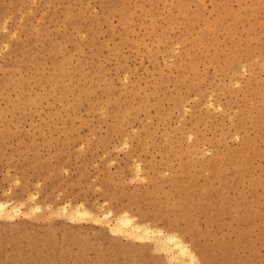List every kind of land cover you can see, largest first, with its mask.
Masks as SVG:
<instances>
[{"label": "rangeland", "instance_id": "374dc122", "mask_svg": "<svg viewBox=\"0 0 264 264\" xmlns=\"http://www.w3.org/2000/svg\"><path fill=\"white\" fill-rule=\"evenodd\" d=\"M110 1L0 0V76L13 54L22 51L29 32L38 38L33 63L12 75L6 92L0 88V131H9L0 135V202L15 209L9 218H0V264L5 256L30 262L36 239L49 253L63 250L65 258L86 262H99L102 253L121 261L126 252L138 253L149 264H204L190 238L179 239L190 256L176 263L155 250L153 241L114 234L116 217L127 214L151 228L148 217L154 208L182 201L172 181L180 174L189 181L184 152H193L194 162L209 170L215 157L227 160L229 152L254 138L257 153L248 151L252 176L264 178L263 131L250 124L238 129L241 118L260 111L264 0L257 7L251 0H151L154 7L143 10L136 0H124L129 28L118 13L107 12ZM180 3L194 17L192 29L178 11ZM90 25L96 29L91 43ZM55 45L59 51L52 55ZM248 45L253 57L238 68L211 63L215 53L241 59ZM192 49L200 56L193 62L188 57ZM65 57L78 72L60 74L53 61ZM37 65L45 75L59 76V84L36 87L31 78L37 76ZM27 78V93L34 99L25 106L29 96L22 98L19 87ZM5 97L25 108L20 120L10 116L14 107ZM206 169H197L199 186L208 178ZM205 188L194 196L195 203L206 195ZM212 190L210 202L219 204L216 186ZM241 191L249 195L250 185L242 184ZM228 194L231 204L236 192ZM244 214L253 219L251 212ZM163 215L175 218V213ZM258 216L254 233L264 221V204ZM204 225L200 220L198 226ZM165 228L166 233L170 226ZM213 257L220 264L224 255L217 251ZM254 264H264V250Z\"/></svg>", "mask_w": 264, "mask_h": 264}, {"label": "bare ground", "instance_id": "6f19581e", "mask_svg": "<svg viewBox=\"0 0 264 264\" xmlns=\"http://www.w3.org/2000/svg\"><path fill=\"white\" fill-rule=\"evenodd\" d=\"M165 1L167 2V0ZM251 2L254 7H257L261 3V0H251ZM146 5L154 7L155 3L151 0H136L135 6L137 8L143 10ZM222 6L223 4L221 2H216V7L218 9ZM124 9V0H111L107 4V12L109 14L118 13L125 22L127 28H129L130 18L125 13ZM178 11L184 18L185 26L188 27V29H192L195 26V21L194 17L190 15L191 13H189L187 5L185 3H180ZM204 26L206 27L207 25L204 23ZM88 34L90 36L89 42L91 43L94 39L93 34H96L95 26L90 25L88 27ZM41 39L42 41H49L47 37ZM228 39L231 41V44L234 45L233 37L231 35L228 36ZM37 40L38 38L29 32L28 41L23 45L22 51L13 54V62H10L3 71L2 76H0V88L5 90V92L14 81L12 75H14L17 70L28 68V64L33 63V60L35 59L33 45ZM49 43L52 45L51 41H49ZM212 44L216 47L215 51H217L218 41L214 39ZM249 44L251 43L249 42ZM192 50L193 52L189 53L188 57L193 62L196 58H200V56L196 49ZM58 51L59 48L56 45L49 50V52H52V55H55ZM261 52L264 53V48L261 49ZM238 55H229L220 58L219 55L217 56L215 53L211 57V63L218 66L224 65V67L232 66L238 68L240 65H243V63H241L243 60H245L246 64L253 57V50L251 46L248 45L243 56L241 53V59L238 58ZM53 63L60 69V74L64 76L67 70L68 74L71 72H78L77 70L71 69V64L67 57L62 61L54 60ZM35 68L37 69V76L36 78L31 79H34L36 87L42 88L48 84L54 87L57 86L60 78L59 76L45 75L42 71L41 65H37ZM28 81V78L22 80L19 87V94L22 98L26 95L29 96L27 105L25 106H28L30 101L34 99L32 93H27L29 90ZM255 94V91H252L249 93V97L252 98ZM257 95L260 100V111L257 115H252L250 118H246L245 116L241 118L238 129H244L247 124H250L251 126H255L258 130L263 131L264 134V90L258 92ZM5 101L14 107L13 110L10 111V116L17 119L24 114L25 108L23 107L22 109L19 102L13 103L14 101L8 97H5ZM116 116L119 117L118 112L116 113ZM19 118L17 120H20ZM122 120L124 119L122 118ZM13 121L10 120V122ZM7 133H9L7 129L5 131H0V135ZM2 139L4 140V138ZM2 139L0 140V145ZM65 146L68 148L70 147L68 144ZM257 147V140L254 138L246 139L238 151L228 153V158L226 157L227 160H225L223 156L218 155V157L211 160L212 166L209 170L206 169L204 164L194 162L191 156L193 155V152H184L181 155L187 157V164L189 167L185 173L186 179L189 181H185L184 174H180L179 178L172 181L173 189L182 193V201L176 204H170L166 208H164L163 205L154 208L148 217V222L151 224V228H149L148 226L150 225L147 224V227L143 226L145 224H137L127 214L118 215L115 219V226L112 232L114 234L122 235L130 241H153L155 250L162 251L168 259H171L176 263H178L179 258L190 256V251L179 242V239L190 238V240H192L200 249L201 254L203 255L204 264H214L215 258L213 255L217 251H221L224 255L220 264H228L229 262H234V264H254L255 258L259 255L261 250H264V221L260 220L258 232L254 233L256 228L254 220L259 218L258 214L260 212V206L264 204V178L260 179L252 176L251 165L253 164V156H250L248 153L251 149L257 153ZM254 155L256 156L257 154L254 153ZM32 164L35 167H40L39 161L35 160ZM197 169H200V171L205 169L206 171H209L208 178H205V183L201 186L197 184ZM188 174H190L191 177H188ZM244 183H248L251 187L249 195H246L241 191L242 184ZM205 186L206 195L203 196V194H201V202L195 203L193 201L194 196L200 192V190L202 191ZM212 186H216L215 193L220 202L219 204L210 202L212 192L214 193ZM154 190L155 194H159L158 189ZM229 190L236 192L234 201L231 204L226 203L229 197ZM14 210L15 209L9 208L4 203L0 202V218H9ZM164 210L168 215L175 213V218L170 220L169 216L167 217L163 215L165 214ZM66 211L78 213L76 210L72 209H67ZM244 212H251L253 219L251 220L248 217V214H244ZM200 220L204 221V228L198 226ZM172 224L176 227L180 226L181 229H179V227H177V229L171 227ZM166 226H170V228L165 233L162 230L167 229L165 228ZM44 245V241L38 239L34 240L29 249L30 257H27L30 262H19L12 256H5L2 263L76 264L75 261H80L81 264H149V260L138 256V253L125 254L126 252H124L125 257L121 261L117 260V258H113L110 254L105 255L104 253L99 257V262H86L83 257L77 260L71 258L67 259L63 255V250L49 253ZM239 248L241 249L240 252L237 251ZM236 252H239V254Z\"/></svg>", "mask_w": 264, "mask_h": 264}]
</instances>
